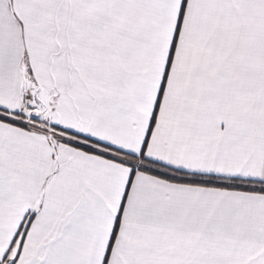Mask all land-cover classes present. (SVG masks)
<instances>
[{
    "label": "snow or ice",
    "instance_id": "6c2138e0",
    "mask_svg": "<svg viewBox=\"0 0 264 264\" xmlns=\"http://www.w3.org/2000/svg\"><path fill=\"white\" fill-rule=\"evenodd\" d=\"M0 264H264V0H0Z\"/></svg>",
    "mask_w": 264,
    "mask_h": 264
}]
</instances>
